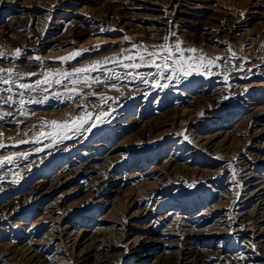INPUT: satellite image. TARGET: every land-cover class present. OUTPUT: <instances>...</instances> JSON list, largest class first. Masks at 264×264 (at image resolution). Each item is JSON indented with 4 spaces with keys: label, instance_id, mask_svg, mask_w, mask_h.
Wrapping results in <instances>:
<instances>
[{
    "label": "bare ground",
    "instance_id": "1",
    "mask_svg": "<svg viewBox=\"0 0 264 264\" xmlns=\"http://www.w3.org/2000/svg\"><path fill=\"white\" fill-rule=\"evenodd\" d=\"M246 3L249 4V1ZM258 4L255 2V5ZM177 5L168 8L136 1L112 4L105 0H0V38L11 43L8 44L9 48H3V44H0V60L9 62L11 69L24 74V77L33 72L71 71L93 61L117 57L116 61H110L104 66L121 73L120 79L111 76L114 79L111 82H114L116 88L107 85V90H103L104 87L95 82L91 83V87L83 84L75 86L80 92L76 97H84V100L71 99L72 102H68L81 113L86 109L85 97L95 99L104 95L107 98L108 101L103 105L98 98L103 106H100L99 112L96 111L99 116L103 108H108L105 111L110 112L117 109L123 111L125 104L135 101L134 98L141 96L149 100L155 94L165 93L164 101L158 96L153 106L152 103L142 105L136 111L127 108L123 118H117L116 122L121 126L119 132L123 134L121 137H125L128 131L132 134L130 137L141 139L130 150L122 149L121 144L109 146L105 135H101L98 140L92 139L96 135L94 128L100 126H86L82 131H73L70 129L74 124L72 121V125L67 122L70 125L68 128L73 131L67 138L41 136L38 137L40 143L33 142L37 138L33 139V132L28 134L29 125L25 124L24 129L21 127L24 120L22 117L32 116L33 119L54 106L56 102L48 103L49 96L55 98L57 94L70 95L63 86L73 87L70 80L63 85L49 86L48 101L28 103L31 109H25L26 115H20L11 104H0V113H13L0 121L3 130L0 129L5 134L7 132L17 136L16 133L22 128L25 134L23 140L29 141L14 142L9 135L6 140L0 139V143L7 148L19 149L16 153L12 152L16 154L14 163L5 165L6 171L0 172V264L247 263L244 252L223 257L212 251L206 256L191 247L192 244L185 237L187 234H184V239L167 236L161 232L165 218L160 219V213H168L170 219L179 218L173 213H208L210 215L206 216L211 217L217 215L221 227L218 229L223 230L234 226L242 228L245 223L246 231L252 234L255 246L254 257L251 256L249 264H264V110L258 109V112L254 109V112L247 114L254 105L264 104L263 96L251 97L256 89L264 88V83L239 85L243 78L264 79V50L259 46L263 40L259 44L253 41L258 34H264V14L257 18L245 17L243 14L206 15L180 7L181 2ZM85 11L96 15L95 19L100 18L102 22L93 20L83 24L80 16ZM42 18L45 28L41 23L43 20L39 21ZM256 20L261 28L245 30L248 25H256L253 24ZM18 22H28V25L18 30ZM39 22L43 25H40L42 29L37 27ZM115 32L122 33L123 37H97ZM86 37L90 38L86 42L90 46L82 49L77 47L68 56L66 54L69 52L64 53L66 57H73L74 53L79 52V56L64 60L65 55L60 57L49 54L43 56V59H36L45 50L61 49L65 44H73ZM224 43L227 46L234 43L241 50L245 49L247 54L238 52V58L232 54V50V56L226 52L229 46H226V50L220 48ZM165 44L173 49L180 44L185 50L195 45L197 48L205 47L199 49L198 52H201L196 61H190L196 53L191 55L189 52V57L185 51V57L191 58L189 62L195 65H207L208 61L214 63L207 69L201 66L199 72L194 67L190 76L176 79H171L167 72L163 77L156 75L154 67L125 69L122 66L130 63L124 60V56H130L136 63H140V55H144L146 60L151 59L145 49L158 51ZM20 47L23 51L34 50L38 55L27 52L24 57L21 49L17 56L16 50ZM201 56L205 57L204 61L200 60ZM158 62L161 63L159 59ZM103 72L105 77L111 75V71ZM222 73L226 76L219 81L216 78L222 77ZM228 75L235 83L228 84ZM157 82L168 86H156ZM100 87H103V91H98ZM176 88L181 91H169ZM18 89L14 87L15 98L20 97L19 93L24 90ZM7 95V92L0 93V96ZM245 97L251 98L243 106ZM226 102H229L232 110L238 111L220 112ZM37 107L40 109L35 111ZM72 113L75 115V112ZM107 114L105 116H109ZM103 116L100 119L106 118ZM49 120L51 122V118ZM101 122L96 123L100 125ZM247 125L249 131L245 135L241 134L239 126L246 128ZM41 129L40 132L38 129L37 134L41 133ZM239 139L242 143L234 149L233 142ZM142 150L149 155L143 157ZM20 153L27 154L28 158L23 159ZM152 155L154 157L149 158ZM140 156L145 160H135ZM45 164H49L48 168L43 170L39 180L33 181L35 173ZM135 184H139L138 188ZM195 197L197 200L194 201ZM151 213H158L155 214L158 217L143 223ZM235 218L238 219L237 224L233 220ZM175 224L183 228L186 222L176 221ZM212 229H217L216 225ZM153 251L157 255L155 258L149 256ZM132 258H135L133 262L130 261Z\"/></svg>",
    "mask_w": 264,
    "mask_h": 264
},
{
    "label": "rangeland",
    "instance_id": "2",
    "mask_svg": "<svg viewBox=\"0 0 264 264\" xmlns=\"http://www.w3.org/2000/svg\"><path fill=\"white\" fill-rule=\"evenodd\" d=\"M102 1V0H101ZM104 1V0H103ZM106 2H109V3H112V4H120L121 2H125V3H130V1H131V3L132 2H134V1H136L137 3H147V4H152V5H154V6H159V7H168V8H170L171 6H174V5H177V3H179V2H181V4L182 5H179L180 7H185V9H188V10H190V11H192V12H196L197 14H206V15H209V14H212V13H216V14H231V15H239V14H243V16H247V17H253V18H257V16L258 15H260V14H264V0H258V1H256V0H105ZM167 1V2H166ZM246 1L248 2L249 1V4L248 3H246ZM169 2H170V4H169ZM175 2V3H174ZM255 2H259V4L258 5H255ZM164 3V4H163ZM187 5V6H186ZM178 6V5H177ZM83 15H84V17H83ZM85 15H87V16H85ZM96 15H92V14H89V13H87L86 11L83 13V14H81V16H80V20L83 22V24H85V23H88V22H93V20H95V21H101L102 22V20L100 19V18H97V19H95L96 17H95ZM88 17H90V18H88ZM93 17V18H92ZM85 19V20H84ZM41 20H43L41 23L44 25V23H45V21H44V18H42V19H40L39 21H41ZM86 21V22H85ZM44 22V23H43ZM103 22H106V23H108V21L106 20H104ZM26 23V24H25ZM40 23V22H39ZM38 23V24H39ZM39 24V26H37L39 29H42L43 27L45 28V26L46 25H42V24ZM257 23H258V20H256V21H254L253 22V24H256V25H248V26H246L245 27V30L247 29V30H252V29H255V28H258L259 26H260V28H261V25H257ZM37 24V25H38ZM26 25H28V22H18L17 23V28H18V30H22V29H24L25 28V26ZM40 25L41 26H43V27H40ZM23 26V27H22ZM69 27V26H68ZM64 26H63V30H64ZM261 31H259V33H260ZM16 33V31L15 32H13L12 34H15ZM121 36L123 37V34L122 33H119V32H115V33H113V34H102V35H98L97 37L98 38H100V37H102V38H108V39H118V37L119 38H121ZM260 36L262 37V39L260 38ZM256 38H258V39H256ZM259 38H260V40H259ZM85 39V40H84ZM87 39V40H86ZM94 39V38H93ZM2 40V41H1ZM90 40V38L89 37H86V38H83V39H81L79 42L77 41V42H73V44L72 43H68V44H65L63 47H61V49L60 48H57V49H52V50H45V51H43L40 55H38L37 53L38 52H36V51H34V50H28V49H26V50H24L23 51V48H19V50H21L22 49V52H23V54H22V56H24V57H26L27 56V54H24V53H27V52H29L31 55H35L34 53H36L40 58H44L43 56H48L49 54H54V55H58V56H60V57H62L63 55H65L64 53H67V52H69L68 54H66L67 56L68 55H70V53L72 52V51H75L76 49H78V48H81L82 49V47L84 48V47H86V46H90V44H86V42H88ZM263 40V41H262ZM253 41H257L258 42V44H259V46L261 47V49H263L264 50V34H263V32L262 33H260V35L258 34V36L257 37H254V39H253ZM6 43V44H5ZM0 44H3V45H1V47H5V48H9V45L8 44H11V43H7V41H4L3 39H1L0 38ZM82 44V45H81ZM225 45H223V46H221L220 48H222V49H224V50H226L227 49V47L230 49H227L226 50V52L227 53H230L231 54V51L232 50H234V51H232V54H234V56H235V54H236V56H238V58H240L239 57V55H237L238 54V52H240L241 54L243 53L244 55L245 54H247V51L245 52V49H243V50H241L238 46H234L235 44L234 43H232V45H228L227 46V43H224ZM84 45V46H83ZM7 46V47H6ZM227 46V47H226ZM233 46H234V49H233ZM10 47H12V48H15L16 46H14L13 47V45H10ZM78 47V48H77ZM191 48L193 47L194 49H196L197 51L195 52L196 53V55H194V59H191V58H188V57H186V58H188L190 61H196V59L198 58V55H199V53L201 52H198L199 51V49H201V50H203V49H205V47H200V48H197L196 47V45H195V47L194 46H190ZM189 47V48H190ZM236 47V48H235ZM238 47V48H237ZM71 49H74V50H71ZM239 49V50H238ZM51 51V52H50ZM71 51V52H70ZM187 52V51H186ZM188 54H190L189 52L186 54V55H188ZM229 54V55H230ZM231 54V55H232ZM242 54V55H243ZM66 55H65V57L64 58H66ZM185 55V56H186ZM191 55H192V53H191ZM37 56V57H38ZM57 56V57H58ZM189 56V55H188ZM233 56V55H232ZM190 57V56H189ZM242 57V56H241ZM207 58V57H206ZM60 59V58H59ZM241 59H243V57L241 58ZM1 61V63L3 64V68L2 69H5L6 67H8V69H11L12 68V66H11V64L9 63V62H4L3 60H0ZM84 60H81V62H83ZM9 65H8V64ZM159 63V62H158ZM6 65V66H5ZM8 65V66H7ZM195 65V64H194ZM5 66V67H4ZM7 69V68H6ZM195 69V68H194ZM193 69V70H194ZM53 71H55V70H53ZM102 73V74H101ZM103 71H100V73H98V72H95V73H91L90 75H92V76H99L100 78H101V81H103V82H96L95 80H93L92 81V83L93 82H95V83H98V84H100L101 86H103L104 87V89H103V87H100V90H98V91H103V90H105L106 89V87L105 86H107V85H113V83L114 82H111L112 80H114L113 78L111 79H109L108 77H111V75L109 76H103ZM43 74H46V73H38L36 76H21L22 77V79H20L21 77L20 76H16V72H13V76L16 78L17 77V80L20 82V83H35L38 79L40 80V78H42L43 77V79H44V75L42 76ZM100 74H101V76H100ZM224 74V75H223ZM4 75H7V73H5ZM202 76V75H201ZM220 76V75H219ZM222 77H218V78H216V79H218L219 81L220 80H222V78L224 77V76H226V74L225 73H222V75H221ZM33 77V79H31V78ZM36 77V78H35ZM262 77H259V78H250V79H247V78H243V79H241L240 80V83H239V85H244V84H249V83H264V79H261ZM23 79H25V80H23ZM31 79V80H30ZM200 79H202V77H200ZM216 79H213V81H216ZM257 79V80H256ZM70 80V79H69ZM69 80H65L66 82H68ZM108 80H109V83H108ZM246 80V81H245ZM65 81L63 82V83H65ZM210 82H211V79L209 80ZM223 81H224V79H223ZM229 81V82H228ZM70 82V81H69ZM227 82H228V84H232V77L230 76V75H228V80H227ZM244 82V83H243ZM247 82V83H246ZM105 83V84H104ZM233 83H235V82H233ZM225 84V83H224ZM79 85H82V84H78V86ZM72 86V85H71ZM77 86V85H76ZM101 89H103V90H101ZM107 90V89H106ZM181 91V89H172V90H169V91ZM260 90V91H259ZM18 91H21V90H19L18 89ZM22 91H24V90H22ZM26 91V90H25ZM167 92V91H166ZM35 93V94H34ZM39 93V94H38ZM44 93V92H43ZM42 92H39V91H37V93L36 92H24V99L25 100H29V99H32L33 97H35V96H33V95H36V97L35 98H37L38 100L39 99H41L43 96H47V93L49 94V92L47 91V92H45L46 94H43ZM3 94V93H2ZM27 95V96H26ZM41 95V96H40ZM161 95V96H160ZM259 95V96H258ZM64 96V97H63ZM59 95V99H57L56 98V96H55V98L53 97V96H49V104L50 103H54V102H56V104H58V103H60V104H58L57 106H56V104L54 105V106H56V107H54V106H51V107H49L46 111H44V112H41V114L40 115H36L33 119H32V116H30V118L29 117H26L25 118V116H23L22 117V119L24 118V122L22 121V125H21V127L24 129L25 127H26V125L28 126V128H30V129H28L29 130V132H28V134H31L32 132H33V139H39V138H41V135H39V134H37V132H38V129H39V132H40V129H41V132L43 131V132H45L46 130L48 131V132H53L54 131V129L53 128H50V127H52L51 126V124L50 123H47L48 125H44V123L45 122H50V120H49V118H51V121H53V119L56 121V119H60L63 123L61 124L60 122V120L58 121L57 120V122H59L61 125H67L68 123L67 122H69V124L70 125H72L73 123H74V120H76V118L77 117H81V116H83V114L84 115H86L87 114V112H88V110H89V108H90V112H88V113H91L92 114V112H93V114H92V117H91V120L92 121H94L93 119L95 118V120H96V117L98 116V113L96 112V111H98L99 112V109H100V106H102L103 105V103H106V100L107 99H102L101 97H105L104 95H100V96H97V97H94L95 99H93V98H86L85 97V99H87L86 100V103H87V105H86V109H84L85 111H82V113L80 112V111H78V108H76V106L75 105H73V104H71V102L72 101H74V100H84V97H73V98H70L69 99V97H70V95H68V96H66V95ZM162 97V98H160V100L161 101H164V99H163V97L165 96V93H163V94H155L154 96H152V97H150L149 98V100L147 101L144 97H141V96H139L137 99H133V100H135V101H130L129 103H126L125 104V106H124V110L122 111L121 109L119 110V109H117V110H112L111 112L110 111H105L106 109H108V108H103L102 109V112L101 113H103L104 114V112L107 114V112L109 113V114H107V115H109V116H103V115H101V113H99V116H103L105 119L103 120V118L102 119H100L101 121L103 120V122H101V121H97V123L98 122H101L100 123V125H98L97 123H96V126L95 127H97V126H100L99 128L97 127V128H94L95 129V131H94V129H92L95 133H96V135L92 138V139H94V138H97V140L100 138V136L102 135V136H107V138H108V140H109V146H118V145H120L121 144V148L122 149H124V150H130V149H132L134 146H136L137 144H139L140 142H141V139L139 138V137H130V135H132L131 133H129L128 131L126 132V136L125 137H121V135H123L121 132H119L120 131V125L118 124V121L116 122V120H117V118H118V120H120V119H122L123 118V115H125L126 114V110H128L127 108H129V110L130 109H132V110H137V109H139L140 108V106H142V105H147V104H151L152 106L154 105L153 104V102L154 101H156L155 99H157V97ZM254 96H255V98L257 97V98H260V97H264V88H260V89H256L255 91H254V93H253V95L251 94V97H253L254 98ZM50 97H51V100H50ZM66 97V98H65ZM156 97V98H155ZM251 97H245L244 98V101H245V103H243L242 105L244 106V105H246V102L251 98ZM64 98V99H63ZM100 99V102H101V104H100V102H99V99ZM54 99V100H53ZM62 99V101H60ZM67 99V100H66ZM71 99H72V101H71ZM163 99V100H162ZM248 99V100H247ZM14 100L15 101H17V102H15V104L13 103H11V105H13V109H19L18 107H23V109H24V111H25V109H31V107L29 106L28 107V103H26V104H24V105H19V100H20V97H14ZM71 101L70 102V104H69V102L68 101ZM93 100V101H92ZM94 100L96 101V102H94ZM98 100V101H97ZM144 100H146L145 102H144ZM247 100V101H246ZM48 101V100H47ZM59 101V102H58ZM105 101V102H104ZM108 101V100H107ZM64 102V103H63ZM68 102V103H67ZM90 102L92 103H94V104H96L95 106H94V104L92 105V106H94L95 107V109H94V107L92 108V106H91V104H90ZM99 102V103H98ZM147 102V103H146ZM18 103V104H17ZM63 103V104H62ZM227 103V102H226ZM91 106H89V105ZM67 105H69V106H71V107H69V106H67ZM106 105V104H105ZM261 105V106H260ZM260 105H254L252 108L253 109H251L250 111H248L247 112V114H250L251 112H254L255 110L256 111H262V110H264V104H260ZM59 106V107H58ZM62 106V107H61ZM75 106V107H74ZM150 106V105H149ZM230 106L231 105H229V102L227 103V104H225V105H223L222 106V108H221V111L220 112H234V111H238V110H232L231 108H230ZM257 106V107H256ZM260 108H259V107ZM263 106V107H262ZM54 107V108H53ZM66 107H68V108H66ZM88 107V108H87ZM97 107V108H96ZM103 107V106H102ZM101 107V108H102ZM63 108H65V109H63ZM70 108V109H69ZM110 108V107H109ZM234 108V107H233ZM38 109H40V108H36L35 109V111L36 110H38ZM67 109V110H66ZM68 109H69V111H68ZM255 109V110H254ZM258 109H260V110H258ZM58 110V111H57ZM110 110V109H109ZM214 110V109H213ZM226 110V111H225ZM40 111V110H39ZM60 111V112H59ZM64 113H63V112ZM77 111V112H76ZM114 111V112H113ZM116 111V112H115ZM17 112H19L18 110H17ZM46 112V113H45ZM50 112H51V114H50ZM54 112V113H53ZM68 112L71 114L72 112H75V115H74V113H72L71 115L70 114H68ZM96 112V113H95ZM43 113V114H42ZM60 113H62V114H60ZM78 113H80V114H78ZM86 113V114H85ZM111 113H112V115H111ZM199 113V112H198ZM46 114V115H45ZM54 114H55V116H54ZM115 114H116V116H115ZM121 114V115H120ZM215 114V113H214ZM44 115V116H43ZM51 115V116H50ZM56 115H60V116H56ZM63 117H62V116ZM69 115V116H68ZM80 115V116H79ZM111 115V116H110ZM41 117V118H39V117ZM50 116V117H49ZM75 116V117H74ZM118 116V117H117ZM37 117V118H36ZM43 117V118H42ZM44 117H46V118H44ZM58 117V118H57ZM64 118V119H62V118ZM73 118V120H72V118ZM94 117V118H93ZM108 117V118H107ZM194 117V116H193ZM111 118V119H110ZM44 119V120H43ZM68 119V120H67ZM71 119V120H70ZM109 119V120H108ZM26 120V121H25ZM28 120H30V121H28ZM33 120V121H32ZM38 120V121H37ZM113 120V121H112ZM32 121V122H31ZM38 123H36V122ZM65 121V122H64ZM72 121V124L70 123ZM9 122H10V120H9ZM26 122V123H25ZM40 122H41V124H40ZM31 123V124H30ZM32 123H34V124H32ZM90 123H91V121H90ZM26 124V125H25ZM49 124H50V127H48L49 126ZM68 124V127L70 126ZM104 124V125H103ZM36 125H37V127H36ZM39 125V126H38ZM74 125H75V123L72 125V127H70V129L72 128V130L74 131V130H76L75 128H76V125H75V127H74ZM106 125V126H105ZM32 126H34L33 128L36 130H34L33 128H32ZM41 126V127H40ZM112 126V127H111ZM46 127H48L47 129H46ZM64 128V129H66V131L65 130H63V128L62 127H60V128H58L57 130V135L56 136H68V135H70L71 133H73V131H71L69 128ZM86 127V126H85ZM240 127V130L242 131V133L241 134H247V132L249 131V129H248V127H249V125H247V127L246 128H244V127H242V126H239ZM1 129H2V127H0ZM21 128V130H19V131H22L23 129ZM44 128V129H43ZM102 128V129H101ZM0 129V139L1 140H6L9 136V138H11V139H13V141L15 140H17V141H22L23 140V138L25 137V134H24V130L20 133L19 131L16 133V135L17 136H15V134H11V133H8L7 134V132H6V134L2 131ZM33 129V130H32ZM51 129V130H50ZM86 129V128H85ZM99 129V130H98ZM242 129H244V130H242ZM70 130V131H69ZM116 130V131H115ZM118 130V131H117ZM246 130V131H245ZM64 131V132H63ZM91 131V130H90ZM98 131V132H97ZM135 130H133V131H131V132H134ZM34 132H36L35 134H34ZM47 132V133H48ZM55 132H56V129H55ZM62 132V133H61ZM68 132V133H67ZM71 132V133H70ZM244 132V133H243ZM3 133V134H2ZM19 133V134H18ZM92 133V132H91ZM120 133V134H119ZM125 133V132H124ZM21 134H24V135H21ZM37 134V135H36ZM63 134V135H62ZM118 134H119V136H118ZM9 135V136H8ZM12 135V136H11ZM3 136L5 137V139L3 138ZM6 136H7V138H6ZM19 136V137H18ZM101 136V137H102ZM14 137V138H13ZM18 137V139H16ZM39 137V138H38ZM126 137H128V139H126ZM22 138V139H21ZM1 140H0V142H1ZM9 141H12V140H9ZM14 141V142H15ZM237 144H236V143ZM235 142H233V144L235 145V147H234V145H232L233 146V148L234 149H237L238 148V146L242 143V141L239 139V141H235ZM238 142H239V144H238ZM82 145H87V143L85 144V143H83ZM81 145V146H82ZM236 146H237V148H236ZM83 147V146H82ZM7 150H6V149ZM13 149V151H11V150ZM15 147H4V148H2V149H0V157H1V155L2 154H5L7 151V153L5 154L6 156H8V155H12L13 153H16L17 151H19V149H15ZM2 150L4 151V152H2ZM11 153H10V152ZM143 151V152H142ZM141 152L144 154V155H142L143 157H147L148 155H149V153H147L146 151H144V150H142ZM13 152V153H12ZM5 155H3L2 156V158H0V159H3L4 157H5ZM69 157V156H68ZM154 157V155H152L151 157H149V158H153ZM138 158V159H137ZM137 158H135V160H139V161H142V160H145V158H142L141 156L140 157H137ZM138 161V162H139ZM48 165L49 164H45V165H41V168H39V170L35 173V175H34V178H32V180L33 181H37V180H39L40 179V174H42L43 173V170H45V169H47L48 168ZM6 171V169H0V172L1 171ZM42 171V172H41ZM41 172V173H40ZM26 175H28V174H26ZM26 175H24V177L26 176ZM37 177V178H36ZM26 182L28 181V179H26L25 180ZM136 186H137V188H138V185L137 184H135ZM134 188V187H133ZM136 188V189H137ZM139 188L141 189V190H143V187L141 188L140 186H139ZM145 189V188H144ZM147 190V189H146ZM140 192L139 190H135V192ZM145 190H143V192H144ZM186 197V196H185ZM185 197H181V198H185ZM197 197H195V199H193L194 201L195 200H197L196 199ZM174 202H177V201H174ZM180 204V203H179ZM22 213H24V211H21ZM102 217V216H101ZM143 223H146V221H143Z\"/></svg>",
    "mask_w": 264,
    "mask_h": 264
},
{
    "label": "snow or ice",
    "instance_id": "3",
    "mask_svg": "<svg viewBox=\"0 0 264 264\" xmlns=\"http://www.w3.org/2000/svg\"><path fill=\"white\" fill-rule=\"evenodd\" d=\"M147 53V56L151 59L146 60L144 55L139 56L140 63H136L134 58L130 56H124V60H129L130 63H125L122 66L125 69H139L141 67H154L156 69V75L163 77L165 73H169L171 79L179 78L180 76H190L193 72V68L195 67V70L199 72L200 67L203 66L206 69L213 65L214 62L208 61L207 65L203 64H197L194 65L193 63L189 62V59L185 57V51L190 53H195L197 50L194 48L189 49H182L180 44H177L175 46V49H173L170 45H163L160 47L158 51H148L147 49L144 50ZM20 50H16V55L19 56ZM81 53L77 52L73 54V57H66L63 58L64 60H67L69 58H74L75 56H79ZM234 55V54H233ZM37 60L40 59V57H36ZM157 59L161 61V63H157ZM205 57L201 56L200 60L204 61ZM219 59V58H218ZM117 57H110L105 58L104 60L100 61H93L89 65H85L83 67H75L71 71H61V70H55L52 72H47L44 75V79L37 80L35 84H29V83H20L14 76L13 72L14 69H0V85H6L7 87H0V93L7 92L8 95L0 96V104H11L15 103L14 100V87L19 89L28 90L31 92H47L49 91V86H55V85H63V82L65 80L70 79V83L73 87H68L67 85H63L65 88H67V91L70 94V98L75 97L76 95H80V92L75 87L78 84H83L87 87H91V83L93 80L96 82H101V78L99 76H92L91 73L100 72V71H111V76L115 77L116 79L121 78V73L116 72L115 70H109L106 69L104 66H106L110 61H116ZM4 73H7V75H4ZM24 74L22 73H16V76H22ZM28 76H36L37 74L35 72L28 73ZM111 77H109L110 79ZM159 87H167L168 85H160L159 82H157V85ZM113 88H116V85H112ZM91 95H96V93H91ZM20 100L19 105H24L26 103H44L48 100V96H43L41 99H36L33 97L32 99L25 100L24 99V92L21 91L19 93ZM57 99H59V94L56 96ZM102 99H107L106 97H102ZM20 112V115H26L23 107H20L18 109ZM12 112L7 113H0V121H4L6 117L12 116ZM101 115H104L101 113ZM91 113H87L84 116L77 117L74 121L76 125V131H82L85 129V126L88 128H92L96 126V122L100 121V116L96 117V120H91ZM91 121V123H90ZM49 123V122H45ZM53 126V129L64 127L67 128L68 125H61L59 122L53 120L50 122ZM41 136H47L48 138L55 139L57 133L55 131L51 133H45L41 132ZM64 138H67L66 136ZM34 143H40V140L37 139L33 141ZM20 143H29L27 140L20 141ZM5 145L0 143V149L4 148ZM41 149H37V151H40ZM23 159H27L28 156L25 153L19 154ZM16 158V154L5 156L3 159H0V169H3L5 165H11L14 163Z\"/></svg>",
    "mask_w": 264,
    "mask_h": 264
},
{
    "label": "built area",
    "instance_id": "4",
    "mask_svg": "<svg viewBox=\"0 0 264 264\" xmlns=\"http://www.w3.org/2000/svg\"><path fill=\"white\" fill-rule=\"evenodd\" d=\"M155 214L158 213H151L146 223L150 222L153 217L160 216V219L164 217L165 219L163 229L161 231L162 233L169 237L176 236L177 238L181 239L186 237V239H188L192 244L191 247L195 250H200L203 252V255L207 256L209 252L212 253L213 251L215 253L221 254L224 257L225 255L228 256V254L236 255L238 252H244L247 263L242 262L243 264H249L252 260L251 256L253 255L254 257L255 246L254 242L252 241L253 237L251 233L246 231L247 227L244 226L246 225L245 223H243V226L246 228L243 226L242 228H236L234 226L232 228L230 227L229 229L224 228L223 230L218 229L221 227L217 222V215L211 214V217L206 216L210 215L208 213H173L175 217H179L174 219H180L174 220L170 219L171 217H169L168 213H160L158 216ZM211 218H213V220ZM233 220L237 224L238 219L235 218ZM176 221L179 223L185 221L186 225L181 228L175 224ZM214 222L218 224H215ZM213 225H216L217 229H212ZM237 229H239L238 232H236ZM184 234L187 235L185 236ZM149 256L151 258H155L157 255L156 252L153 251L151 254H149ZM134 260L135 258H132L130 261L133 262Z\"/></svg>",
    "mask_w": 264,
    "mask_h": 264
}]
</instances>
